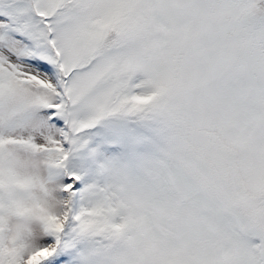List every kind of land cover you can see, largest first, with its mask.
I'll use <instances>...</instances> for the list:
<instances>
[{
  "label": "snow or ice",
  "instance_id": "obj_1",
  "mask_svg": "<svg viewBox=\"0 0 264 264\" xmlns=\"http://www.w3.org/2000/svg\"><path fill=\"white\" fill-rule=\"evenodd\" d=\"M0 264H264V0H0Z\"/></svg>",
  "mask_w": 264,
  "mask_h": 264
}]
</instances>
